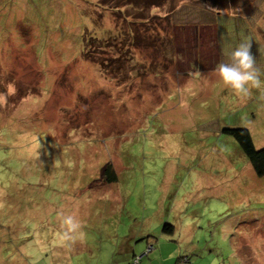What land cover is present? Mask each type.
<instances>
[{
  "label": "rangeland",
  "instance_id": "rangeland-1",
  "mask_svg": "<svg viewBox=\"0 0 264 264\" xmlns=\"http://www.w3.org/2000/svg\"><path fill=\"white\" fill-rule=\"evenodd\" d=\"M140 1L0 0V264H134L148 239L140 264H264V176L223 133L264 148V87L214 72L251 42L264 81V0ZM131 22L170 36L133 68Z\"/></svg>",
  "mask_w": 264,
  "mask_h": 264
},
{
  "label": "trees",
  "instance_id": "trees-1",
  "mask_svg": "<svg viewBox=\"0 0 264 264\" xmlns=\"http://www.w3.org/2000/svg\"><path fill=\"white\" fill-rule=\"evenodd\" d=\"M134 1V0H133ZM167 1H169V0H156V3H152L150 0H144L143 2H144V4L145 5H147V6H151V5H153L154 7L156 6V7H158V6H160L162 3L163 4H165V2H167ZM122 2H123V6H125L124 7V10H128V9H130V8H133L134 6H135V4H137V5H139L140 3H141V1L140 0H135V4L132 6V1L131 2H129L128 0H122ZM136 2H138V3H136ZM161 2V3H160ZM155 7V8H156ZM226 7V6H225ZM112 8H114L115 10H117L114 14H115V19H116V23H118L119 25H120V21H121V18L120 17H118L119 15L117 14L118 12H122L121 11V9H122V7L121 6H115V7H112ZM123 10V11H124ZM124 15H125V11H124ZM125 17L127 18V17H129V15H125ZM154 17H157V16H154L153 15V18ZM126 20V19H125ZM132 24V28H130V30L129 29H127V33L128 34H130V35H126L127 37H129V38H127L128 39V41H129V47H128V55H127V57H128V59H129V63L127 62V64L130 66V68H133V65H132V61L133 60H135L136 58H135V56H134V54H132L131 52H132V50H133V48L134 47H136V44L138 43L140 46H141V48H145L144 50H150V51H152L155 47H156V51H159L158 49H159V47H160V42H159V39H163V40H165L166 41V39L168 40V41H170V36H169V33H167V30L165 29V30H160L159 28H157V26L158 25H156V26H154L152 29H155L156 30V32H154L155 33V35L156 36H152L153 35V32H150L149 31V37H146V36H141L138 32H136V31H134V24L135 23H130V25ZM95 39H97V38H93V37H90V39H89V41L88 42H86V44H85V49H84V51H85V53L86 54H88L89 55V52H88V47L90 46L91 47V44L89 45V43H90V41L91 40H95ZM99 39V38H98ZM146 39V40H145ZM158 41V42H157ZM93 43V42H92ZM158 46H157V45ZM137 48V47H136ZM88 52V53H87ZM126 57V58H127ZM105 59V58H104ZM108 59V58H107ZM143 59H145V57H143ZM97 60V59H96ZM95 60V61H96ZM114 60V59H113ZM112 60V61H113ZM146 60V59H145ZM112 61H110L111 63H112ZM98 62V61H97ZM105 63L106 64H108L109 63V60H108V62H106V59H105ZM114 63V62H113ZM97 64H99V63H97ZM137 64H140V65H142L141 66V68L142 67H144L145 65H146V62H144V61H141L140 63H137ZM137 64L135 65V66H137ZM153 64V63H152ZM100 65V64H99ZM101 65H102V63H101ZM121 69V67H119V66H117V68H114V70H117V71H122V70H120ZM114 70H111V71H113L114 72ZM110 72V71H109ZM108 73V72H107ZM107 76H109V75H107ZM223 133H225L226 135H229V136H232V137H234L235 138V140L237 141V143H238V145H239V147H241V149H242V152L244 153V155H245V157L247 158V159H249V162H250V164H251V166H252V168H253V170L255 171V173H256V175L257 176H264V148H261V149H257L255 146H254V140H253V137H252V135L250 134V131L247 129V128H235V127H233V128H225V129H223ZM103 177H104V179L103 180H105L106 182H108V183H114V182H116L117 180H118V177H117V175H116V173H115V170H114V167H113V164H109V163H107V165H106V167L103 169V171H102V174H101ZM163 231L165 232V231H168V232H170V234H176V231H175V228H174V226L172 225V224H166L165 226H164V229H163ZM147 244H148V246L150 245V244H153V242L152 241H149V242H147ZM148 246H147V248H148ZM153 246H154V249L153 250H155V244H153ZM152 250V251H153ZM152 251H150V252H152ZM149 252V253H150ZM149 253H147V254H145L146 256L149 254ZM141 259H142V257H141ZM183 259H186L187 260V262H185L184 264H187L188 262H189V260H190V258L189 257H185V256H183L181 259H180V262L183 260ZM141 261V260H140ZM140 261H139V263H140ZM179 262V263H180ZM138 263V264H139ZM178 263V264H179Z\"/></svg>",
  "mask_w": 264,
  "mask_h": 264
},
{
  "label": "clouds",
  "instance_id": "clouds-1",
  "mask_svg": "<svg viewBox=\"0 0 264 264\" xmlns=\"http://www.w3.org/2000/svg\"><path fill=\"white\" fill-rule=\"evenodd\" d=\"M251 47V42L239 43L231 51L229 62H219L214 68L218 79L238 95H249L252 88L264 87L260 70L255 66ZM13 90L14 86L9 85L8 92ZM5 100L6 94L0 93V102ZM61 222L69 231L79 228V223L71 215L63 216Z\"/></svg>",
  "mask_w": 264,
  "mask_h": 264
},
{
  "label": "crops",
  "instance_id": "crops-1",
  "mask_svg": "<svg viewBox=\"0 0 264 264\" xmlns=\"http://www.w3.org/2000/svg\"><path fill=\"white\" fill-rule=\"evenodd\" d=\"M161 213H162V212H161ZM137 239H140L139 236H135V237H133V238L131 239V241L133 240V241L135 242V241H137ZM149 241H153V239H148L146 242H149ZM147 246H148V244H147ZM130 248H131V250H132L133 256H135L134 261H135L136 257H138V256H136V254H135L137 251H138V252H140V251L143 252V253H142V256H141L142 259H143V257H145V253H144V251H145V249H146L145 247H141V248L139 247V248H138V246H133V247L131 246ZM138 249H139V250H138ZM174 251H178V250H174ZM150 253H151V252H150ZM150 253H149V254H150ZM149 254H148V255H149ZM156 254H157V253H156ZM156 254H154L155 257H156ZM148 255H147V256H148ZM134 261H133V262H134ZM141 261H142V260H141ZM141 261H140V262H141ZM242 261H243V262H242ZM239 262H240V264H244V260H243L241 257H239ZM134 264H135V263H134ZM139 264H140V263H139Z\"/></svg>",
  "mask_w": 264,
  "mask_h": 264
},
{
  "label": "built area",
  "instance_id": "built-area-1",
  "mask_svg": "<svg viewBox=\"0 0 264 264\" xmlns=\"http://www.w3.org/2000/svg\"><path fill=\"white\" fill-rule=\"evenodd\" d=\"M153 249H154L153 244H150V245L148 246V248L146 249L145 254L149 253V252L152 251ZM140 260H141V257H137V258L135 259L134 263H135V264H138ZM185 262H187V260H186V259H183L179 264H184Z\"/></svg>",
  "mask_w": 264,
  "mask_h": 264
}]
</instances>
